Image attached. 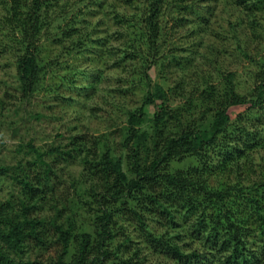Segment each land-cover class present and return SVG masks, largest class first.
Wrapping results in <instances>:
<instances>
[{"label": "rangeland", "instance_id": "obj_1", "mask_svg": "<svg viewBox=\"0 0 264 264\" xmlns=\"http://www.w3.org/2000/svg\"><path fill=\"white\" fill-rule=\"evenodd\" d=\"M14 1L0 0V162L12 171L22 164L25 173L36 182V168L30 162L36 160L38 152L44 154V160L51 159L57 170L56 176L52 177L56 184L55 197L38 202L28 200L12 177L0 178V204L11 202L8 211L20 217L22 208L18 201L36 203V209L29 212L30 218L44 221L40 229L45 227L48 232L45 246H38L32 240L24 252L14 245L6 252L18 263L23 260L48 264L59 248V234L53 230L51 222L62 225L65 216L78 210L76 225L83 223L84 229L92 233V217H95L94 210L86 205L88 202L92 204V199L88 197L90 183L83 177V166L78 162L68 163L58 153L50 154V149L70 148L74 136H84V141L105 136L108 139H104V143L119 150L128 111L140 107L143 96L155 84L165 90L167 100L164 99V106L176 111L182 117V123L187 125L196 122L200 116V102L195 105L199 111L187 114L188 97L194 88L191 84L197 78H203L198 94L212 85L220 89L226 75L233 73L239 94L251 100L262 84L259 75L264 72V9L251 14L239 5L240 0H170L169 8L173 10L167 17L162 16L165 29L161 53L164 59L170 48L175 60L165 68L151 64L152 68L149 67L147 72L153 87L148 89L142 82L143 63L138 60L136 48L141 46L138 41H147L144 39L145 28H142L145 26L143 12L150 0L148 3L146 0H52V3H46V10L43 9L46 21L42 26L39 50L42 62L48 64L47 72L40 90L28 101L22 98L17 75L21 33L15 29L14 23L8 21ZM180 2L183 8L190 6L186 13L176 7ZM132 14H137L138 19H134L124 30L117 20L118 15L131 17ZM180 18L185 20L178 29L171 28L172 23ZM254 22L260 23V26L253 27ZM172 46H179L181 50L177 51ZM125 55L128 59L122 61ZM52 61L54 63L50 67ZM131 61L136 63L137 70L130 78L136 83L132 90L123 94L121 90L126 85L121 79L131 74ZM204 81H208L207 86ZM178 83L180 89L176 86ZM184 88L188 95L182 91ZM261 106L262 109L259 105L250 111L247 106L232 109V124L244 126L251 136L241 134L240 129L235 130L238 126L230 128L229 132L236 135V143L245 152L244 157L234 167L216 172L211 180L216 189L231 191L228 201L244 196L260 199L256 194L257 190H262L260 185L264 175V105ZM146 110V121L141 131L152 135L153 120L159 108L148 105ZM239 113L243 115L238 117ZM211 115L201 121L209 126ZM174 123L171 126L175 131ZM221 138L230 140L225 136ZM234 139L233 135L231 146L223 143L225 155L219 149L213 152L210 157L212 170L218 171L225 166L221 164L226 154L234 151ZM190 165L199 166L200 162L188 157L172 166L186 170ZM246 202L241 203L243 207ZM124 224L127 231L136 229L134 242L143 247V254L148 257L147 264H179L157 253L146 243L142 244L144 239L137 231V223ZM181 224L183 227L178 230L179 234L189 247L203 248L207 252L211 250L198 239L196 220L183 219ZM0 225L3 226L2 223ZM158 227L155 223L151 229L163 232L164 228ZM247 228L246 246L251 250L250 256L257 257L256 264H264V228H258L254 221ZM73 251L74 247L71 248Z\"/></svg>", "mask_w": 264, "mask_h": 264}, {"label": "trees", "instance_id": "obj_2", "mask_svg": "<svg viewBox=\"0 0 264 264\" xmlns=\"http://www.w3.org/2000/svg\"><path fill=\"white\" fill-rule=\"evenodd\" d=\"M51 1L15 0L11 18L8 17V21L14 23L15 29L21 33L17 75L23 100L29 101L40 90L47 72L48 64L42 62L39 50L42 26L46 21L43 9L46 10V3ZM148 2L149 0H146V3ZM169 2L170 0H150L146 11L143 12L145 26L142 28H145L144 39L147 41H138L141 46L136 49L138 60L143 63L142 82L148 89L153 87L148 68L155 65L165 68L175 60L170 48L168 53L164 54V59L161 53L165 29L162 16L167 17L173 10L169 8ZM239 5L253 14L264 9V0H240ZM176 7L186 13L190 6L183 8L180 2ZM134 19H138L137 14H132L131 17H117L124 30ZM184 20L185 18H180L179 21H174L171 28L178 29ZM257 26H260V23L254 22L253 27ZM232 30L236 31L235 28ZM172 47L177 51L181 50L179 46ZM242 49L243 52L246 51L243 47ZM124 58L128 59L127 55L121 60L125 61ZM129 59L132 60L130 57ZM53 63L50 62L49 66ZM130 63L131 74L128 78L121 79L126 85L124 90H121L123 94L132 90L136 83L130 78L136 73V63ZM234 78L233 73H228L220 89L212 85L198 94L203 78L192 82L191 87L194 88L188 97L187 114L193 113L194 110L199 111L195 106L196 102L202 103L196 122L183 124L182 117L176 111L164 106V99L167 100L165 90L155 84L153 89H147L142 98V105L136 110L128 111L127 126L122 132L119 150L108 147L104 143V139H108L105 136L86 141L84 136H74L69 144L70 148L50 149V154L58 153L68 163L78 162L83 166V177L90 183L88 197L92 199V204L88 202L86 205L90 210H94L95 217H92V233L84 229L83 223L76 225L75 215L78 210L65 216V223L62 225L51 222L53 230H57L59 234V248L57 255L52 256L48 264H147L148 257L143 254V247L134 242L133 233L136 229H125L124 223L128 222L137 223L140 229L137 231L144 239L142 244L146 243L157 253L170 257L179 264H256L257 257L253 255L256 258H252L251 250L246 246L249 235L247 227L254 221L258 228H264V175L260 185L262 190H257L256 194L260 197L259 200L244 196L228 201L231 191L216 189L211 184L216 172H224L229 166L234 167L245 154L236 143V135L229 132L231 127L238 126V123L231 122L232 109L247 106L250 111L259 105L262 109L261 105H264V72L259 75L262 84L251 100L241 97ZM204 85L207 86L208 81H204ZM176 86L180 89V83ZM185 89L182 91L188 95ZM148 105H157L159 108L153 120L152 135L141 131L146 121ZM211 113L212 120L208 126L201 120ZM242 115L239 113L238 117ZM172 123L175 124V131ZM238 129L241 134L251 136L247 134L248 130L244 126H238L235 130ZM233 135L234 151L226 154L224 163L221 164L225 166L221 170H212L210 157L216 149L223 154V143L231 146ZM222 136L229 137L230 140H223ZM36 153L38 157L30 162L36 168V182L25 173V166L22 164L15 166L16 169L12 171L9 166L0 162V178L12 177L19 183L28 200L33 202L49 200L56 192L52 177L56 176L57 165L49 158L44 160V154ZM188 157L199 160L200 165H190L186 170L173 168L174 163L182 162ZM240 191L243 192L242 189ZM244 201H247L245 207L241 204ZM17 204L22 208L20 217L8 211L11 202L0 204V223L3 224L0 225V264H35L23 260L18 263L6 252L12 245L24 252V248L29 246L32 240L38 246L48 243V232L45 227L40 229L45 222L30 218L29 212L36 209V203L30 204L21 200ZM183 219L196 220L197 237L211 249L210 251L189 247L182 240L178 230L183 227ZM155 223L158 228H164L163 232L152 231L151 227Z\"/></svg>", "mask_w": 264, "mask_h": 264}]
</instances>
